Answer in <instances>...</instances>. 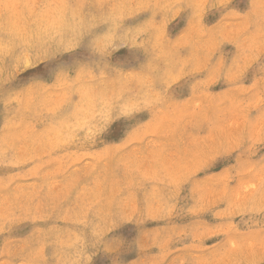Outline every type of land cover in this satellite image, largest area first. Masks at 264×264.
<instances>
[{"label":"rangeland","instance_id":"374dc122","mask_svg":"<svg viewBox=\"0 0 264 264\" xmlns=\"http://www.w3.org/2000/svg\"><path fill=\"white\" fill-rule=\"evenodd\" d=\"M0 264H264V0H0Z\"/></svg>","mask_w":264,"mask_h":264},{"label":"snow or ice","instance_id":"6c2138e0","mask_svg":"<svg viewBox=\"0 0 264 264\" xmlns=\"http://www.w3.org/2000/svg\"><path fill=\"white\" fill-rule=\"evenodd\" d=\"M96 34L89 35L85 41L81 44L80 49L78 52L63 56L59 61H57L58 64H65L70 65L76 61L85 60L89 57L91 49L96 47ZM91 46V47H90ZM61 52L64 51V49L60 50ZM59 55V53H57ZM47 71H57V64H53L48 66V69L44 71V75H47Z\"/></svg>","mask_w":264,"mask_h":264}]
</instances>
